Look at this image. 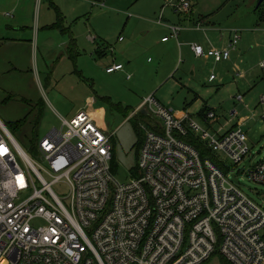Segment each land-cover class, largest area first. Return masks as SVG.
I'll return each mask as SVG.
<instances>
[{"label": "built area", "instance_id": "built-area-1", "mask_svg": "<svg viewBox=\"0 0 264 264\" xmlns=\"http://www.w3.org/2000/svg\"><path fill=\"white\" fill-rule=\"evenodd\" d=\"M167 5L178 14L193 10L190 0ZM170 28L164 42L182 31ZM231 37L226 49L193 44L192 52L229 61L242 38L238 30ZM260 105L264 120V94ZM142 111L159 122L150 130L142 126L139 176L124 185L112 172L113 135L90 113L59 117L60 128L38 142L41 163L0 120V149H6L0 151V264H205L218 249L231 264H264V196L257 201L239 181L243 175L264 189V156L244 174L239 168L252 152L247 132L239 125L215 136L154 95L135 115ZM229 115L231 121L240 117L237 108ZM217 119L214 111L206 113L208 125ZM191 134L237 170L232 174L223 161L203 157L187 141Z\"/></svg>", "mask_w": 264, "mask_h": 264}, {"label": "rangeland", "instance_id": "rangeland-1", "mask_svg": "<svg viewBox=\"0 0 264 264\" xmlns=\"http://www.w3.org/2000/svg\"><path fill=\"white\" fill-rule=\"evenodd\" d=\"M170 1L106 0L93 6L91 0H78L76 2L82 4V8L76 12L68 0H55L54 5L47 0L43 13L50 14L56 26L59 22L60 26L65 27L49 29L44 26L40 0L21 1L14 22L5 17L6 12L12 11L10 0H0V42L10 35L28 41L23 46L0 44V120L34 161L42 162L38 142L54 128H60L59 117L72 120L94 103L88 112L91 114L97 109H104L106 131L113 135L112 172L115 179L124 185L138 178L140 147L146 137L142 126L149 129L148 122L159 119L153 120L151 116L139 113L135 115L134 110L138 99H143L147 91L157 87L160 82L156 68L157 55L145 50L148 46L146 40L140 41L132 50L138 55L135 61L120 60L127 68L125 72L109 74L106 69L112 63L113 56L108 52L102 57L98 50L100 47L104 49L106 41L119 55L118 37L124 27L133 25L137 17H143L141 13L158 11L157 16H160L165 10L166 14H177L167 5ZM190 1L195 15L211 21L219 30L216 38L221 41L222 34L226 37L219 46L230 45L231 30L241 33L242 39L234 54L238 55L235 63L242 69L241 75L246 78L241 79L231 63H222L218 67L212 61L209 63L199 58L185 66L178 55V69L174 77L169 78V83L186 80V84L195 88V92L191 91L190 94L192 105L189 112L198 123H201L200 114L206 107L222 117L219 123H216L219 119L213 123H216L213 129H209L207 123H201L212 133L220 131L213 134L215 136H223L231 131L235 120L231 121L229 113L235 107L240 116L259 114V119L249 122L246 129L252 152L239 166L244 174L264 156V120L260 119V98L264 94V69L261 67L264 62V4L259 8L261 0ZM54 7L67 11L69 19L63 16L65 13L62 9L63 12H58ZM80 12L84 14L73 20L72 16L76 17ZM21 19L29 30L12 34V30L17 29L14 27L16 22ZM204 38V46L210 47L209 40ZM72 40L77 45L73 59L70 57ZM132 67L136 72L129 70ZM193 69H196L195 75ZM211 75L219 79L209 83ZM222 79L224 83L220 84ZM159 96L160 93H157L155 98ZM238 96L245 99L250 109L236 101ZM9 97L11 99L7 101ZM162 105L168 109L171 107L170 103ZM193 134L196 135L195 132ZM196 139L200 141L198 136ZM203 148L200 146V149ZM201 154L223 161L227 172L233 174L237 170L222 152L201 150ZM239 181L247 195L257 201L264 196V189L249 182L246 176L241 175ZM205 264H221L219 249Z\"/></svg>", "mask_w": 264, "mask_h": 264}, {"label": "crops", "instance_id": "crops-1", "mask_svg": "<svg viewBox=\"0 0 264 264\" xmlns=\"http://www.w3.org/2000/svg\"><path fill=\"white\" fill-rule=\"evenodd\" d=\"M21 1H23V0H10V2H11L10 7L12 8V11L5 13L6 18L12 19L13 22L17 20L16 15H17L18 8H19L18 5L21 4ZM46 1L47 0H40L41 14L43 13V5H45L44 2H46ZM48 1H50L51 5L56 4L55 0H48ZM68 1L72 3L76 12L79 11L78 10L79 8H82L81 7L82 4H79V2H76L78 0H68ZM91 1L93 3V6H98L106 0H101V1L100 0H91ZM178 1L179 0H171L170 3L176 4ZM261 2H262V4H264V0H261ZM59 5L63 6L62 4H59ZM54 8H56V11H58V12H61L63 10L61 7H59L60 10L57 7H54ZM24 11H26V10L24 9ZM63 11L65 13L63 16L66 19H69L68 18L69 15L67 14L68 12L65 10H63ZM173 11L176 12L175 9ZM157 12H154V13L151 12V13H146V14L141 13V15H143V17H141V18L137 17L135 22H132L133 25H128V26L124 27V29L122 31L124 34H122V32H121V34L118 37L117 46L119 48V55L115 54V50H114L115 48H113L112 45H110L106 41H105L106 44L104 46V49H102L100 47V49L98 50L99 55L102 57H105L108 54V52L112 54V56H113L112 63H110L107 68H109L113 65L123 64V62H120L121 59L122 60L135 61L137 59L138 55L134 54L132 52V50L136 47V45L140 41L146 40L147 41L146 45H148V46H146L145 50L150 52V53L154 52L157 55L158 65L156 68L158 71V77L160 78V82L157 84V87H154L150 91H147V93L145 94V97L143 99H138L137 104H136L137 108L134 110V112L138 111V108L145 102V100L147 98H149L153 95L157 96V93H160V96L157 99L162 104L165 105V104L170 103L171 107L176 108L173 105V102H174L173 100L176 98L178 93L188 84H186V80L176 81L173 84H170L169 78L170 77L173 78L174 77L173 75L177 71L176 68L178 69V63H179L178 55L181 56V62H182V64L184 63L185 66H189V63H192V60H194V59L199 60V58H197L196 55L192 52L191 46L193 44H197V45L199 44V45L203 46L206 50L212 49V48L213 49L214 48L226 49L229 47V45L226 46L223 44L219 46V43L221 44V42H223L226 39V37L222 34L220 37L222 39L221 41H220V39L216 38L217 37L216 33H218L219 30L215 29V27L211 21H209L207 19L205 20L202 17H197L195 15L194 10H192V12L188 13V14H186V13L178 14L177 12H176L177 14H173V12H167V14H166V11L162 10L160 16H157ZM7 14H12V16H7ZM83 14L84 13L80 12L79 14L76 15V17L72 16V19L74 20V18H78V17L82 16ZM160 17H162V23L158 24ZM43 18L45 19V21H44L45 25L44 26H47L49 29L50 28L56 29V28L60 27L59 22H58L57 26L55 25V23L53 22L54 19L51 18L50 14L44 12L42 15V19ZM59 19L62 20L63 17H59ZM16 23L17 24L14 26L15 28H17L16 30L13 31L10 28L12 30V34L18 35V33H20V32H27V30H29V27L26 26V24L24 23V21L22 19L17 21ZM61 26L64 27L62 24H61ZM170 27H179L182 29V31L179 34L178 39L170 38V40H168L167 42H164V40L167 37H171V35H172V29ZM204 37H206L207 40H209V42L211 44V46L208 48H206L204 46V43H203L205 41ZM121 38L123 40H121ZM229 38H230L229 41H231V37H229ZM27 42L28 41L24 40L23 38H16L15 36L10 35V36H5V39H3L0 42V44H2V46H5L6 43L9 45H21V46H23V45L27 44ZM71 46H70V51H71ZM220 47H222V48H220ZM236 50H237V48L231 52L232 56H231L230 60L226 61V62L216 63L215 61H213L211 59H207V58H204V59L209 63L212 61L213 64L218 66V67L222 63H228V64L231 63L233 65L234 70L236 69V71H238L240 73V78H241L242 77V75H241L242 69L239 67V65L237 63H235V60H237V58H238V55L234 54V53H236ZM70 57H71V53H70ZM125 68L126 67L124 65V69L121 71L125 72L124 71ZM189 69H191V68H189ZM129 70L136 72L135 68H133V67L130 68ZM106 71H107V69H106ZM116 73H120V72H116ZM195 73H196V69H193V74L195 75ZM109 74H114V73H109ZM211 76H214V75H211ZM129 77H131V76L129 75ZM245 78H246V76L244 75L241 79H245ZM217 79H219L218 76H216V79L214 82H210V80H209V83H215L217 81ZM219 83L223 84L224 80L223 79L220 80ZM191 91L195 92V88H193V89L191 88ZM263 92H264V90H263ZM191 102H192V100H190V95H189V98H188V101L186 104V108L184 109L189 114H190L189 108L192 105ZM92 104H94V103H91V105L84 111H86V112L90 111ZM239 104L245 105V107L247 109H250V107L247 104H245V99H244L243 103H239ZM239 104H237V105H239ZM206 109H207V107L200 114V119H201L202 124H206L205 119H206V113L208 112V110H206ZM103 110L104 109H97L95 112H92L91 115H93V117L96 119V121L100 127H102L104 130H107L106 125H105V121H104L105 120V118H104L105 114H104ZM139 114H142V112H140ZM142 115H145V114H142ZM258 115L259 114L254 113L252 116H250V115L240 116L238 120L234 121V126L231 128V130L238 127L239 125H241L243 130H245V132H247L248 130H246V129H247L249 122H251L252 120L257 121V119H259ZM146 116H148V113ZM193 118H195V117H193ZM221 119H222V117L219 116V120L217 123H219L221 121ZM260 119L262 120L263 118L261 117ZM195 120H196V118H195ZM156 122H159V121L148 122L149 130L154 129V125ZM214 125L215 124H213L212 126H214ZM212 126L209 125V129H213L214 127H212ZM223 130L226 131L225 129H223ZM229 132H227V133H229ZM218 133H220V131ZM221 133H223V132H221ZM247 136H248V133H247Z\"/></svg>", "mask_w": 264, "mask_h": 264}, {"label": "trees", "instance_id": "trees-1", "mask_svg": "<svg viewBox=\"0 0 264 264\" xmlns=\"http://www.w3.org/2000/svg\"><path fill=\"white\" fill-rule=\"evenodd\" d=\"M100 1H101V0H100ZM261 7H262V4L260 5L259 8H261ZM159 20L162 21V17H160ZM59 26H60V24H59ZM60 27H62V26H60ZM63 31L66 32L65 29H64ZM72 41H73V40H72ZM76 47H77V45H76L75 41H73V42H72V46H71V51H70L72 59L75 58L74 55H75V53H76ZM9 99H11V98H8L7 101H8ZM206 110H208V108H207ZM208 111H210V110H208ZM187 141L190 142L193 146L197 147V148L200 150V152H201V150H206V146H204L203 142H202V141L200 142L198 139H196L195 136H194L193 134H191V135L187 138ZM198 141H199V143H200L201 145L198 143ZM200 146H204V148H203V149H200ZM112 170H113V168H112ZM219 255H220V254H219ZM221 264H231V263H230V262H229V261L223 256V255H221Z\"/></svg>", "mask_w": 264, "mask_h": 264}, {"label": "water", "instance_id": "water-1", "mask_svg": "<svg viewBox=\"0 0 264 264\" xmlns=\"http://www.w3.org/2000/svg\"><path fill=\"white\" fill-rule=\"evenodd\" d=\"M262 4V2L260 1L259 3V7ZM259 9V8H258ZM191 91V86L187 85L185 86L176 96V98L173 100V105L176 107V109L182 111L186 108V104L190 95ZM142 114L147 115L146 111H142Z\"/></svg>", "mask_w": 264, "mask_h": 264}, {"label": "snow or ice", "instance_id": "snow-or-ice-1", "mask_svg": "<svg viewBox=\"0 0 264 264\" xmlns=\"http://www.w3.org/2000/svg\"><path fill=\"white\" fill-rule=\"evenodd\" d=\"M0 151H6V149H0Z\"/></svg>", "mask_w": 264, "mask_h": 264}]
</instances>
